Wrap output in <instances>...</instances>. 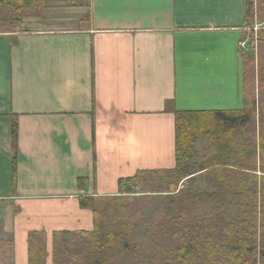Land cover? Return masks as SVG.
Segmentation results:
<instances>
[{"label": "crops", "instance_id": "1", "mask_svg": "<svg viewBox=\"0 0 264 264\" xmlns=\"http://www.w3.org/2000/svg\"><path fill=\"white\" fill-rule=\"evenodd\" d=\"M40 1L0 33V242L12 240L13 264H30L32 231L52 264L55 231L92 230L81 197L177 166L167 101L244 108L246 0Z\"/></svg>", "mask_w": 264, "mask_h": 264}, {"label": "trees", "instance_id": "2", "mask_svg": "<svg viewBox=\"0 0 264 264\" xmlns=\"http://www.w3.org/2000/svg\"><path fill=\"white\" fill-rule=\"evenodd\" d=\"M42 6L40 0H0V32L20 31L25 18L38 14ZM256 16L264 18V0H246V23H254ZM257 64L256 79L243 63V109L178 111L167 101L166 110L176 117L177 166L139 171L120 181L119 195L81 197V206L93 211L94 228L55 231L53 264H264V49ZM203 138L209 144L197 169L196 143ZM12 139L16 155L17 120ZM198 171H204L208 190H178L181 180ZM159 174L174 179L161 189L181 199L173 201L178 209L156 224L147 238L134 239L142 219L131 212L134 190L149 193L148 175ZM69 236L81 240L78 249L61 242ZM28 252L30 264H46V233L30 232Z\"/></svg>", "mask_w": 264, "mask_h": 264}, {"label": "rangeland", "instance_id": "3", "mask_svg": "<svg viewBox=\"0 0 264 264\" xmlns=\"http://www.w3.org/2000/svg\"><path fill=\"white\" fill-rule=\"evenodd\" d=\"M254 23L248 24V29L245 31L246 37L243 40L242 45V58L244 66H248V70L251 71V76L254 75L257 79L258 75V59L264 49V18L256 16L254 18ZM4 33V32H0ZM242 63V64H243ZM253 78V77H252ZM209 144L207 138H203L197 141L196 149L198 151V157L195 159L196 166L201 163L203 157V149ZM198 169V166L196 167ZM149 182L147 185H151V191L142 194L139 188H135V200L131 204V212L136 214H141L142 219L139 221V225L133 233L134 239L142 240L147 238L156 224H158L166 215L171 212H176L178 205H175L173 201L179 202L175 192L162 191L164 185L174 181L173 178L168 177L165 174H159L156 176L149 177ZM162 188V189H161ZM183 189L185 191L191 190L194 193H200L202 191L208 190L209 185L205 180L204 171H198L194 176L190 177L188 180H181L178 185V190ZM212 207V202L208 201L205 204V209L209 211ZM204 210L200 209L199 212ZM93 212V211H92ZM77 238V237H74ZM64 241V246L73 247L78 249L81 245L80 239H73L72 237H64L61 242ZM12 240H7L5 243L0 242V264H13V254H12ZM53 254V246H52ZM53 264V255H52Z\"/></svg>", "mask_w": 264, "mask_h": 264}]
</instances>
